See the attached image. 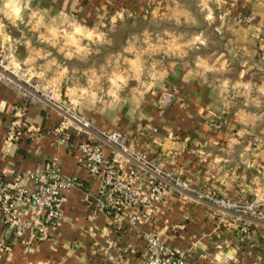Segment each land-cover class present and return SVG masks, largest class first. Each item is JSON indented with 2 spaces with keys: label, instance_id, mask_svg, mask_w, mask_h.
<instances>
[{
  "label": "crops",
  "instance_id": "0c3cea01",
  "mask_svg": "<svg viewBox=\"0 0 264 264\" xmlns=\"http://www.w3.org/2000/svg\"><path fill=\"white\" fill-rule=\"evenodd\" d=\"M6 2L0 51L25 78L54 87L91 128L76 133L15 79L0 78L2 178L50 160L77 183L62 193L55 224L17 204L28 223L23 237L35 236L30 246L0 216V264H143V231L183 253L184 264H264L262 227L241 241L232 217L209 216L192 196L166 191L152 211L98 210L99 175L78 165L73 148L115 129L198 190L264 198V0H19L18 15ZM118 159L125 175L132 166Z\"/></svg>",
  "mask_w": 264,
  "mask_h": 264
},
{
  "label": "built area",
  "instance_id": "2783aa9c",
  "mask_svg": "<svg viewBox=\"0 0 264 264\" xmlns=\"http://www.w3.org/2000/svg\"><path fill=\"white\" fill-rule=\"evenodd\" d=\"M237 23L249 22L250 16L235 18ZM9 55L0 51V78H13L19 89L35 95L55 109L62 120L74 126L75 132L85 134L91 128L88 119L78 114L69 102L62 99L58 91L46 84L28 80L18 67L9 64ZM19 84V85H18ZM68 135H62L59 141L64 142ZM99 140V141H98ZM98 140H82L74 143L77 163L87 171L98 174L99 191L94 199L98 210L107 215L117 214L120 210L138 207L140 210L152 211L166 191L192 196L203 202L207 214L218 217L230 216L235 221L239 240H243L253 230L251 226L264 229V198H258L254 192L248 200H238L220 194L198 190L174 172L160 168L152 162L145 152H139L129 146L125 136L118 130L99 132ZM106 142L114 152L106 157L102 142ZM127 160L131 168L125 175L119 172V159ZM28 180L29 185L24 182ZM76 181L58 174L50 160L44 162L42 168L35 172H15L8 181L0 174V216L3 223L11 227L15 239L30 246L34 234L24 238L28 223L22 220L17 212V204H30L41 214L43 222L55 224L60 218L59 204L62 193L76 186ZM143 213L131 216L132 220L143 218ZM144 242L143 264H184V255L177 252L156 238L153 232L143 231ZM4 244L0 241V252Z\"/></svg>",
  "mask_w": 264,
  "mask_h": 264
},
{
  "label": "clouds",
  "instance_id": "9594fccd",
  "mask_svg": "<svg viewBox=\"0 0 264 264\" xmlns=\"http://www.w3.org/2000/svg\"><path fill=\"white\" fill-rule=\"evenodd\" d=\"M18 2H19V0H7V2L5 3L4 6L6 8L12 9L13 12L18 15L19 11H20V9L18 7Z\"/></svg>",
  "mask_w": 264,
  "mask_h": 264
},
{
  "label": "rangeland",
  "instance_id": "374dc122",
  "mask_svg": "<svg viewBox=\"0 0 264 264\" xmlns=\"http://www.w3.org/2000/svg\"><path fill=\"white\" fill-rule=\"evenodd\" d=\"M195 15H196V17H197V20L199 21L200 19L198 18V13H196ZM198 21L195 22V24H196L195 26H196V27H201V28L203 29V24H202L201 22H198ZM162 25H166V24L163 23ZM173 29H175V28H173ZM208 29H209V28L206 27V30H208ZM210 36H211V35H210ZM212 37H213V36H212ZM211 40H212V43L215 44V39L212 38Z\"/></svg>",
  "mask_w": 264,
  "mask_h": 264
}]
</instances>
